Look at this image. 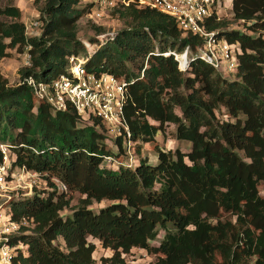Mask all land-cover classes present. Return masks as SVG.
Wrapping results in <instances>:
<instances>
[{
    "label": "trees",
    "instance_id": "trees-1",
    "mask_svg": "<svg viewBox=\"0 0 264 264\" xmlns=\"http://www.w3.org/2000/svg\"><path fill=\"white\" fill-rule=\"evenodd\" d=\"M80 2L43 0L36 10L40 33L31 37L19 6L0 8V59L28 45L31 55L18 84L9 85L0 73V143L10 146L13 166L39 173L48 184V191L34 189L10 204L11 220L29 222L13 238L27 247L15 264H96L88 238L112 251L101 264H264V196L257 191L260 183L264 188V0H231L233 19L244 28L228 27L224 17L209 24L239 48L237 68L226 78L198 58L181 72L172 56L161 55L197 40L181 38L173 18L148 7L113 11L129 19L128 26L100 44L95 36L79 37L89 6ZM91 25L103 33L101 25ZM156 48L160 53L150 54ZM88 49L95 65L134 80L124 107L134 144L174 124L175 137L189 141L190 149L156 147L155 164L141 157L133 168L121 160L106 165L105 156L127 157L121 137L113 139L99 121L90 124L71 108L36 104L24 78L50 81L66 72L69 56ZM219 107L227 119L216 116ZM69 192L83 198L64 217ZM102 200L111 203L96 212L89 208ZM222 213L230 218L221 219ZM159 229L164 236L151 246ZM132 248L157 259L127 261L123 254Z\"/></svg>",
    "mask_w": 264,
    "mask_h": 264
},
{
    "label": "built area",
    "instance_id": "built-area-1",
    "mask_svg": "<svg viewBox=\"0 0 264 264\" xmlns=\"http://www.w3.org/2000/svg\"><path fill=\"white\" fill-rule=\"evenodd\" d=\"M88 4L83 17L93 22H100L106 17L112 18L113 11L128 7H148L173 18L181 31V38L191 35L196 37L197 42L193 45L187 44L181 51L168 48L160 53L156 48L150 54L172 56L181 72L187 70L194 58L211 66L223 78L230 77L237 68L238 46L218 35L217 30L209 29L211 21L224 17L218 13L223 0H89L84 6ZM24 24L26 35L34 28V36L39 35L41 22L37 18ZM117 32H103L95 37L100 44L113 38ZM28 49L29 45L25 48L24 67L31 66ZM140 77H143V70ZM133 82L134 80L104 71L101 64L95 65L89 49L86 55L69 56L66 72L50 81L37 80L33 76L23 80L32 89L36 104H46L52 111H66L71 108L90 124L99 121L104 125L107 135L113 139L121 137L127 157L131 155L134 142L125 119L124 107L128 87ZM0 153V264H15L19 252L23 256L27 255V247L12 241L14 237L24 234L22 228L28 227L29 222L26 218L11 220L10 206H6L4 201L11 198V192L16 188L26 189L22 195H31L40 175L24 166H13L12 152L8 144L0 143ZM105 160L109 163L116 161L112 156H105ZM122 165L132 166L130 163ZM59 185L66 190L64 184Z\"/></svg>",
    "mask_w": 264,
    "mask_h": 264
},
{
    "label": "rangeland",
    "instance_id": "rangeland-1",
    "mask_svg": "<svg viewBox=\"0 0 264 264\" xmlns=\"http://www.w3.org/2000/svg\"><path fill=\"white\" fill-rule=\"evenodd\" d=\"M20 1L21 0H0V8H3L10 4L14 5V3H20ZM88 1L89 0H81L80 5H84ZM42 6L43 0H24V2L21 3V18L22 15H24V20L21 19V21L26 22L28 24L31 20L33 21L34 19H36V10L38 11V9H40ZM31 13L33 14L31 15ZM218 13L224 16V21L227 23L228 27H237L239 29H241L242 27L244 28L243 25L234 21L230 0H223V5L219 8ZM7 20L9 19L7 18ZM128 21L129 19H119V17H106L100 22H93L83 17L79 21V37H91L97 35V32H95L94 28L91 25L92 23L95 25H101L103 29L102 32L111 33L125 29L128 26ZM35 32V28L32 32L28 31L27 37L34 36ZM24 53L25 51L21 53L18 52L16 49H8L7 56L0 59V73L7 79L9 85H16L20 81L19 70L24 67ZM88 63L90 64V62ZM176 112L181 115L179 108H176ZM225 113L227 112L224 110L223 107H219L215 110V114L219 119H227ZM175 127L176 126L174 124H167V126H165L164 133H158L152 141L148 143H144L141 141L135 142V144L131 147L130 157H115L116 161L121 160V163H130L132 165L130 168H133V166L139 161L141 157H147L151 164H155L157 162L156 147L161 148L163 150H175L178 148L183 151H187L188 149H190L191 143L187 140L177 139L175 137ZM104 141L106 143L107 149L111 150L114 154L118 153L117 146L113 144L111 140L105 139ZM240 155L242 156V154ZM116 161H114L113 163L116 164ZM107 164L109 165L111 163L106 161V165ZM114 164L113 166H111V169L116 168ZM47 188L48 184L46 180L44 179V177H40V179L37 180L33 190L35 189L36 191H48ZM257 191L261 196H264V188L261 183L258 184ZM25 192L26 189L16 188L11 192V198L7 201H4V204L6 206H10L13 200L24 196L22 195V193ZM67 196L71 197V203L67 209L62 211V216L64 217L71 215L72 210L79 205L80 200L83 198V196L78 192H69ZM110 203L111 202L108 200H102L100 202L94 201L91 205H89V208L96 212L101 207H104ZM229 218V214L222 213L221 219L225 220ZM168 229H170L171 231L173 230L171 225L168 226ZM163 236L164 231L162 229H159L156 238L149 242L150 245L157 246L162 240ZM88 240L95 244V251L93 253V257L95 259L96 264H101L102 258L110 257L112 255V251L110 249L103 248L100 245L98 239L88 238ZM157 256L158 255L147 253L145 250L139 248H132L128 253L123 254L125 260L135 263L154 262L157 259Z\"/></svg>",
    "mask_w": 264,
    "mask_h": 264
},
{
    "label": "crops",
    "instance_id": "crops-1",
    "mask_svg": "<svg viewBox=\"0 0 264 264\" xmlns=\"http://www.w3.org/2000/svg\"><path fill=\"white\" fill-rule=\"evenodd\" d=\"M23 2H24V0H21L20 3H19V2H18V3H14L15 5H17V6H19V7L21 8V12H22L21 3H23ZM32 14H33V13H31V15H32ZM23 16H24V15H22V18H21L22 20H24V19H23ZM24 23H25V22H24ZM188 150H189V149H188ZM188 150H187V151H188Z\"/></svg>",
    "mask_w": 264,
    "mask_h": 264
}]
</instances>
